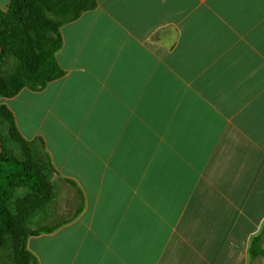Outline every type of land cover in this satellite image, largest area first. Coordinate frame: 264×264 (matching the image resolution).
Wrapping results in <instances>:
<instances>
[{
	"label": "crops",
	"instance_id": "obj_1",
	"mask_svg": "<svg viewBox=\"0 0 264 264\" xmlns=\"http://www.w3.org/2000/svg\"><path fill=\"white\" fill-rule=\"evenodd\" d=\"M97 3L61 29L64 78L0 99L61 185L40 215L59 226L29 250L39 264H264V0Z\"/></svg>",
	"mask_w": 264,
	"mask_h": 264
},
{
	"label": "trees",
	"instance_id": "obj_2",
	"mask_svg": "<svg viewBox=\"0 0 264 264\" xmlns=\"http://www.w3.org/2000/svg\"><path fill=\"white\" fill-rule=\"evenodd\" d=\"M96 8L97 0H11L7 11L0 10V97H14L24 88L42 91L63 77L57 61L64 44L60 28ZM0 138V253L4 264H39L26 247L37 210L54 198L51 165L43 153L34 155L32 143L24 140L2 105ZM9 140L28 155H15ZM262 238L253 241V259L264 254Z\"/></svg>",
	"mask_w": 264,
	"mask_h": 264
},
{
	"label": "rangeland",
	"instance_id": "obj_3",
	"mask_svg": "<svg viewBox=\"0 0 264 264\" xmlns=\"http://www.w3.org/2000/svg\"><path fill=\"white\" fill-rule=\"evenodd\" d=\"M97 6H98V3H97ZM95 10V9H94ZM83 15V14H82ZM66 25V24H65ZM65 25H63V26H65ZM62 26V27H63ZM62 27L60 28V33H61V29H62ZM61 35H62V33H61ZM10 65L11 66H13V61H11L10 62ZM61 67V66H60ZM65 72V71H64ZM66 74V73H65ZM65 74H64V76H65ZM64 76L63 77H61V78H59V79H56V80H54V81H57V80H60V79H62V78H64ZM53 81V82H54ZM52 83V82H51ZM51 83H49V84H51ZM49 84H48V86H49ZM47 86V87H48ZM46 87V88H47ZM45 88V89H46ZM24 89H28V88H24ZM23 89V90H24ZM23 90H21V91H23ZM29 90H31V89H29ZM44 90V89H43ZM42 90V91H43ZM20 91V92H21ZM31 91H33V90H31ZM19 92V93H20ZM35 92H40V91H35ZM18 93V94H19ZM17 94V95H18ZM16 95V96H17ZM16 96H14V97H16ZM14 97H11V98H14ZM0 99H9V98H2V97H0ZM0 105H2V106H5L11 113H12V115H13V117H14V119H15V122H16V118H15V115L13 114V112L6 106V105H4V104H2V103H0ZM9 126V125H8ZM16 127H17V129H18V131H19V133L21 134V132H20V130H19V128H18V125H17V122H16ZM21 136L24 138V136L21 134ZM40 138V137H39ZM37 138H35L34 140H27V139H25L24 138V140L26 141V142H29V143H32V145H33V147L31 146V150H32V152L34 153V155H35V153H37V154H39V155H41V153H43L44 155H45V157H44V159L46 160V162L48 163V165H51V166H49V167H51V169L52 170H50L49 171V173H50V183H51V185H52V187H53V196H54V198L52 199V201H50L49 203H47V204H45L44 206H42V207H40L38 210H37V212H36V215H35V217H34V219L32 220V227H31V232L32 233H34L33 235H31L30 237H33V236H36V234L37 235H39V234H41V233H45V232H48V231H51V230H54L56 227H58L59 226V224H57L58 226H56V225H54V223H50L49 221H47L48 220V218H46V219H43L44 217H40V215H41V213H42V211H44L45 209H47L49 206H51V204L52 203H54L55 201H56V198L59 196V193H58V189L61 187V185H60V181H59V178H58V176H57V173H56V170H55V168H54V166H53V164H52V161H51V158L49 157V154H48V151H47V148H46V143H45V141L42 139V138H40V139H42L43 140V142H44V145L42 144V142H40V141H38V140H36ZM0 143H1V138H0ZM9 145H10V147H11V149H12V151L14 152V154L15 155H21V156H19L20 158H22V156L23 157H25L26 155H28L27 154V152H26V150L25 149H22V148H19L18 146H17V144L16 143H14V142H12V140H9ZM22 150H25V152H23ZM20 195L22 196L23 195V192H20ZM42 218V219H41ZM56 226V227H55ZM29 237V238H30ZM29 238H28V240H27V250L30 252V253H32L30 250H29V247H28V241H29ZM260 244H261V248H264V236H263V238L261 239V242H260ZM33 254V253H32ZM34 255V254H33ZM35 256V255H34ZM36 257V256H35ZM0 262L1 263H5L6 262V260L3 258V255H2V253H0Z\"/></svg>",
	"mask_w": 264,
	"mask_h": 264
}]
</instances>
